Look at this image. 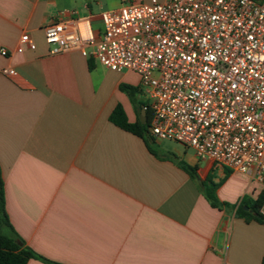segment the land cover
<instances>
[{
    "label": "crops",
    "instance_id": "0c3cea01",
    "mask_svg": "<svg viewBox=\"0 0 264 264\" xmlns=\"http://www.w3.org/2000/svg\"><path fill=\"white\" fill-rule=\"evenodd\" d=\"M150 1L0 0V50L9 51L0 53V168L10 224L25 247L60 264H263L264 224L239 216L264 194L258 179L179 143L156 140L154 155L110 121L118 105L130 123L143 117L120 88H140L138 75L77 50L50 53L44 28L59 14L99 32L103 13ZM24 34L37 48L16 53ZM0 232L10 229L0 224Z\"/></svg>",
    "mask_w": 264,
    "mask_h": 264
},
{
    "label": "built area",
    "instance_id": "2783aa9c",
    "mask_svg": "<svg viewBox=\"0 0 264 264\" xmlns=\"http://www.w3.org/2000/svg\"><path fill=\"white\" fill-rule=\"evenodd\" d=\"M102 23L96 32L88 19L59 14L44 28L50 53L77 50L112 72L135 73L155 140L264 185V0L130 2ZM36 48L24 34L16 53Z\"/></svg>",
    "mask_w": 264,
    "mask_h": 264
},
{
    "label": "trees",
    "instance_id": "16d2710c",
    "mask_svg": "<svg viewBox=\"0 0 264 264\" xmlns=\"http://www.w3.org/2000/svg\"><path fill=\"white\" fill-rule=\"evenodd\" d=\"M90 68H93V60H90ZM121 90L126 92L134 106L140 112L146 108V120L145 122L141 121V118L138 119L135 123H130L124 108L121 105H118L113 111L110 121L121 129L130 132L140 138H142L148 149L156 156H158V149H156V140L150 134V122L152 117V111L150 110L147 103L140 101L139 96L142 95L141 89L139 87H132L129 85H121ZM180 167L188 172L191 177L196 178V169L190 167L184 162H181ZM208 198L212 206L217 207L218 203L214 199L213 193L208 194ZM264 204V194L259 197V199L253 203L249 204L246 202V205L250 207V211H246L243 208L239 210V216L245 218L247 222L252 220L258 221L261 224H264V215L261 213V209ZM0 224L2 226L8 227L10 229L9 234L0 232V264H27L31 259H40L46 262L47 264H60L56 262L49 261L36 253H34L30 248L25 247L21 243V239L13 230L12 225L10 224L8 214L6 211V201H5V191H4V181L2 177V172L0 168ZM21 243V245L19 244ZM264 264V259H263Z\"/></svg>",
    "mask_w": 264,
    "mask_h": 264
},
{
    "label": "rangeland",
    "instance_id": "374dc122",
    "mask_svg": "<svg viewBox=\"0 0 264 264\" xmlns=\"http://www.w3.org/2000/svg\"><path fill=\"white\" fill-rule=\"evenodd\" d=\"M129 4V3H128ZM101 28L103 29V25L101 26ZM139 114H141L142 115V113L140 112ZM143 116V115H142ZM178 146L179 144L178 143H176V142H172V141H165L164 142V144L162 145V146H160V147H163V148H169V146ZM156 147V149H158L159 150V147L156 145L155 146Z\"/></svg>",
    "mask_w": 264,
    "mask_h": 264
},
{
    "label": "water",
    "instance_id": "95a60500",
    "mask_svg": "<svg viewBox=\"0 0 264 264\" xmlns=\"http://www.w3.org/2000/svg\"><path fill=\"white\" fill-rule=\"evenodd\" d=\"M142 115H143V117H141V121H142V122H145V120H146V118H145V117H146V112H145V110H143ZM245 209L248 210L247 207H245ZM19 244L21 245V243H19Z\"/></svg>",
    "mask_w": 264,
    "mask_h": 264
}]
</instances>
